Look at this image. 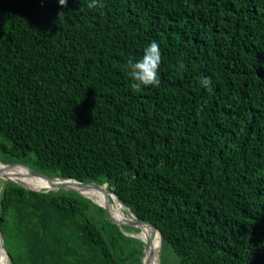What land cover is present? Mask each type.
Instances as JSON below:
<instances>
[{
	"label": "trees",
	"instance_id": "trees-1",
	"mask_svg": "<svg viewBox=\"0 0 264 264\" xmlns=\"http://www.w3.org/2000/svg\"><path fill=\"white\" fill-rule=\"evenodd\" d=\"M88 3L0 0V163L106 185L161 232L159 264H264V0ZM152 41L160 84L138 90L126 61ZM0 199L10 264H141L140 230L91 198Z\"/></svg>",
	"mask_w": 264,
	"mask_h": 264
},
{
	"label": "water",
	"instance_id": "water-1",
	"mask_svg": "<svg viewBox=\"0 0 264 264\" xmlns=\"http://www.w3.org/2000/svg\"><path fill=\"white\" fill-rule=\"evenodd\" d=\"M1 164V163H0ZM1 166L4 168L3 170H0V179L3 180L4 182H12V183H16L28 190H32L35 192H48L51 190H65V191H73L76 192L78 194H80L81 196L90 199L89 197H86L83 193H81L80 191L73 189V188H69L70 183H73V185H77L79 187H84V188H89V189H93L96 191L101 192L104 196H105V203L102 207L105 212L107 217L117 226H126V227H131V228H137L141 231L142 227H148L151 234L154 235L156 232L159 235V246L157 249V254L158 256L160 255V248H161V244H162V234L161 232L152 224H150L149 222L146 221H141L138 220L130 211L129 209L120 201V199L118 198V196L116 194H114L112 191H109L106 189V185H97L95 183H81V182H77L75 180L72 179H60V178H51L45 174H42L40 172L34 171L32 169H30L29 167L22 165L20 163H12V164H8V165H3L1 164ZM14 167H20L22 169H24L29 177H36V178H40L43 181H46L48 184V188L45 190H35V189H31L25 185H23L21 182L16 181V180H12L9 179L5 176L4 171L10 170ZM114 199L116 200V202L121 206L122 208V212L123 215L126 217V220L124 221H116L109 213L108 208L109 205L111 204V200L114 201ZM92 202H94L92 199H90ZM96 204V203H95ZM99 206V205H98ZM131 237H134L140 241H142L144 243V249L141 255V264H147V262L149 261L150 256L152 255V253H149V248H150V240H144L142 238H140L137 235H129ZM0 248L2 250V252L4 253V257L7 260H9L8 254L6 253L5 247H4V243H3V238L2 235L0 233Z\"/></svg>",
	"mask_w": 264,
	"mask_h": 264
},
{
	"label": "bare ground",
	"instance_id": "bare-ground-1",
	"mask_svg": "<svg viewBox=\"0 0 264 264\" xmlns=\"http://www.w3.org/2000/svg\"><path fill=\"white\" fill-rule=\"evenodd\" d=\"M18 1V0H17ZM76 1V0H75ZM72 3V2H71ZM84 3V2H83ZM159 3V2H158ZM161 3V2H160ZM166 3V2H165ZM79 4V3H78ZM77 4V5H78ZM171 4V3H170ZM178 4V3H177ZM84 5V4H83ZM165 5V4H164ZM155 6V5H154ZM171 6V5H170ZM27 7V6H26ZM156 7V6H155ZM162 7V6H161ZM99 8V7H98ZM160 8V7H159ZM27 9V8H26ZM79 9H80V7H79ZM170 9V8H169ZM10 10V9H9ZM13 10H14V8H13ZM71 10V9H70ZM81 10V9H80ZM157 10V9H156ZM161 10V9H160ZM74 11V10H73ZM175 11V10H174ZM177 11V10H176ZM178 13V12H177ZM176 13V14H177ZM181 14V13H180ZM179 14V15H180ZM91 15H92V13H91ZM178 15V14H177ZM194 15V14H193ZM20 17V16H19ZM71 17V16H70ZM79 17V16H78ZM77 17V18H78ZM83 17V16H82ZM97 17V16H96ZM183 17V16H182ZM185 17V16H184ZM72 18V17H71ZM73 19H74V17H73ZM87 19V18H86ZM91 19H94V18H91ZM90 19V20H91ZM183 19V18H182ZM96 20V19H95ZM77 21V20H76ZM81 22H83L82 20H80ZM252 21V20H251ZM72 22V21H71ZM94 22V21H93ZM179 22V21H178ZM177 22V23H178ZM194 22V21H193ZM254 23V22H253ZM252 23V24H253ZM81 24V23H80ZM86 24H88V23H86ZM192 25H194V24H192ZM196 25V24H195ZM198 25V24H197ZM254 25V24H253ZM27 26V25H26ZM93 26H95V25H93ZM183 26H184V24H183ZM190 26V25H189ZM189 26H188V28H189ZM28 27V26H27ZM30 27V26H29ZM80 27V26H79ZM76 28H77V26H76ZM201 28V27H200ZM199 28V29H200ZM195 30V29H194ZM30 31V30H29ZM201 31V30H200ZM89 32V31H88ZM195 32H197V31H195ZM193 34V33H192ZM229 35V34H228ZM227 35V36H228ZM231 35V34H230ZM32 38H34L33 36H32ZM224 38H225V35H224ZM228 39V38H227ZM227 39H225V40H227ZM26 41V40H25ZM31 42V41H30ZM224 42V41H223ZM222 42V44H224ZM101 43V42H100ZM219 43V42H218ZM221 44V45H222ZM226 44V43H225ZM229 44V43H228ZM20 45H22V43H20ZM26 45V44H25ZM98 45H100V44H98ZM103 45V44H102ZM219 45H220V43H219ZM218 45V46H219ZM101 47V46H100ZM191 47H192V44H191ZM223 47V46H222ZM221 47V48H222ZM226 48V47H225ZM229 48V47H228ZM231 48V47H230ZM99 49V48H98ZM25 50V49H24ZM107 50V49H106ZM121 53V52H120ZM219 53H221V51L219 52ZM226 53V52H225ZM224 53V54H225ZM24 54V53H23ZM29 54V53H28ZM96 54V53H95ZM227 54V53H226ZM71 55V54H70ZM31 57V56H30ZM29 60V59H28ZM241 60V59H240ZM32 61H34V60H32ZM116 61V60H115ZM32 64V63H31ZM105 64V63H104ZM103 64V65H104ZM105 67V66H104ZM93 68V67H92ZM175 69V68H174ZM214 69H215V67H214ZM114 72V71H113ZM115 73V72H114ZM211 73V72H210ZM34 74V73H33ZM105 75V74H104ZM96 76V75H95ZM110 76V75H109ZM103 78V77H102ZM96 79V78H95ZM98 79V78H97ZM113 79V78H112ZM214 80V79H213ZM98 81V80H97ZM101 90V89H100ZM98 91V90H97ZM96 92V91H95ZM101 92V91H100ZM101 93H103V92H101ZM104 94H105V92H104ZM103 94V95H104ZM115 94V93H114ZM117 99V98H116ZM98 100H100L99 98H98ZM102 100V99H101ZM93 101V100H92ZM95 101V100H94ZM117 101V100H116ZM98 102V101H97ZM108 107V106H107ZM164 107V106H163ZM192 108V107H191ZM177 109H178V107H177ZM176 109V110H177ZM178 110H180V109H178ZM182 110V109H181ZM192 110V109H191ZM189 112H190V110H189ZM109 114V113H108ZM175 115V114H174ZM196 115V114H195ZM198 115V114H197ZM178 116V115H177ZM182 117V116H181ZM186 117H188V116H186ZM180 118V117H179ZM168 120V119H167ZM191 120H192V118H191ZM183 121V120H182ZM199 120H197V122H198ZM178 122V121H177ZM176 123V122H175ZM184 124V123H183ZM173 125V124H172ZM182 126V125H181ZM34 127V126H33ZM171 127V126H170ZM185 128V127H184ZM34 130V129H33ZM32 132V131H31ZM172 134V133H171ZM175 134V133H174ZM173 135V134H172ZM177 135V134H176ZM14 136V135H13ZM178 137V136H177ZM30 139H33V138H31L30 137ZM24 140V139H23ZM34 140V139H33ZM24 142V141H23ZM34 143V142H33ZM113 145V144H112ZM22 147V146H21ZM156 147V146H155ZM187 148V147H186ZM31 149V148H30ZM20 150V149H19ZM15 151H16V148H15ZM3 152H5V151H3ZM17 153V152H16ZM20 153V152H19ZM18 153V154H19ZM15 154V153H14ZM23 154V153H22ZM21 154V155H22ZM12 155V154H11ZM20 155V156H21ZM8 156V155H7ZM6 157V156H5ZM18 157V156H17ZM26 159V158H25ZM21 161V160H20ZM25 161V160H24ZM34 162V161H33ZM24 163H26V162H24ZM4 168L1 166V164H0V170H3ZM4 174H5V176L7 177V178H9V179H12V180H16V181H19V182H21L23 185H25V186H27V187H29V188H31V189H35V190H45V189H47L48 188V184H47V182L46 181H43V180H41L40 178H36V177H29L28 176V174H27V172L26 171H24V170H21V169H19V168H17V167H14V168H12V169H10V170H7V171H4ZM113 176V175H112ZM135 176V175H134ZM134 178V177H133ZM112 180V179H111ZM121 183V182H120ZM69 185V188H73V189H76V190H78V191H80L81 193H83L84 195H86V196H88L89 198H91L93 201H94V203H96L97 205H99V206H103L104 205V203H105V201L102 199V198H100V197H98L97 195L98 194H101V195H103L101 192H99V191H96V190H93V189H89V188H82V187H79V186H77V185H73V183H70V184H68ZM115 185V184H114ZM117 186V185H116ZM10 189H12V188H10ZM14 190V189H13ZM13 190H11V191H13ZM16 192V191H15ZM19 192H21V191H19ZM18 192V193H19ZM24 192V191H23ZM23 192H22V194H23ZM26 192V191H25ZM19 195H20V193H19ZM104 196V195H103ZM4 197V196H3ZM1 200V199H0ZM125 202V201H124ZM124 204V203H123ZM125 205V204H124ZM121 210H122V208H121V206L116 202V200L114 199V201H112L111 200V204L109 205V208H108V211H109V213L114 217V219L116 220V221H124V220H126V217L123 215V213L121 212ZM99 213V212H98ZM138 235H139V237L140 238H142V239H144V240H150V242H151V244H150V248H149V253L151 252L152 253V255L150 256V258H149V261H148V263L147 264H159V262H158V258H157V249H158V246H159V237H158V235L155 233L154 235H152L151 234V232H150V230H149V228L148 227H142V229H141V231L138 233ZM124 239V238H123ZM85 240V239H84ZM83 240V241H84ZM88 241V240H87ZM245 241V240H244ZM89 242H90V240H89ZM83 244V243H82ZM86 244H87V242H86ZM85 245V244H84ZM89 245V244H88ZM82 246V245H81ZM90 246H91V244H90ZM76 247V246H75ZM18 248V247H17ZM22 251V250H21ZM90 251V250H89ZM76 252V251H75ZM81 252H82V250H81ZM88 252V251H87ZM83 254H85V253H83ZM131 254V253H130ZM81 255V254H80ZM86 255H89V254H86ZM77 256V255H76ZM101 257H102V255H101ZM85 258V257H84ZM89 258V257H88ZM11 260V259H10ZM99 261V260H98ZM121 261V260H120ZM127 261V260H126ZM119 262V261H118ZM98 263V262H97ZM115 263V262H114ZM133 263H134V261H133ZM0 264H6V259H5V257H4V253L2 252V250H1V248H0ZM83 264V263H82ZM119 264H121V263H119ZM130 264V263H129ZM135 264V263H134ZM137 264V263H136Z\"/></svg>",
	"mask_w": 264,
	"mask_h": 264
},
{
	"label": "clouds",
	"instance_id": "clouds-1",
	"mask_svg": "<svg viewBox=\"0 0 264 264\" xmlns=\"http://www.w3.org/2000/svg\"><path fill=\"white\" fill-rule=\"evenodd\" d=\"M99 2L100 0H89L87 7L89 9L95 8L99 5ZM66 3L67 0H58L59 6H65ZM161 59L162 51L155 41L150 42L143 49V54L139 59L128 58L125 67L133 81L132 86L138 90L148 86H158L160 84ZM201 84L205 88H210L212 81L209 77H203Z\"/></svg>",
	"mask_w": 264,
	"mask_h": 264
},
{
	"label": "rangeland",
	"instance_id": "rangeland-1",
	"mask_svg": "<svg viewBox=\"0 0 264 264\" xmlns=\"http://www.w3.org/2000/svg\"><path fill=\"white\" fill-rule=\"evenodd\" d=\"M4 162H5V161H4ZM17 168H19V169H21V170H24V169H22V168H20V167H17ZM24 171H25V170H24ZM2 188H3V180L0 179V193H1ZM97 196L100 197V198H102L103 200H105V197L102 196L101 194H98ZM121 212H122V210H121ZM122 213H123V212H122ZM134 235L139 236L138 233H137V234H134ZM157 258H158V262H159V256H158V254H157ZM6 264H10V261L7 260V261H6Z\"/></svg>",
	"mask_w": 264,
	"mask_h": 264
}]
</instances>
